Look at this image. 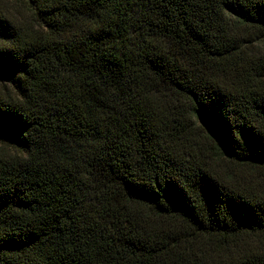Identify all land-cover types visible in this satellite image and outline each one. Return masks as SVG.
I'll return each instance as SVG.
<instances>
[{
  "label": "trees",
  "instance_id": "1",
  "mask_svg": "<svg viewBox=\"0 0 264 264\" xmlns=\"http://www.w3.org/2000/svg\"><path fill=\"white\" fill-rule=\"evenodd\" d=\"M0 264H264V0H0Z\"/></svg>",
  "mask_w": 264,
  "mask_h": 264
}]
</instances>
